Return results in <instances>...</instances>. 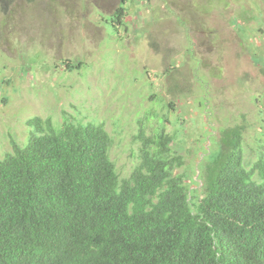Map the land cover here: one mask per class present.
Returning <instances> with one entry per match:
<instances>
[{
	"label": "rangeland",
	"instance_id": "374dc122",
	"mask_svg": "<svg viewBox=\"0 0 264 264\" xmlns=\"http://www.w3.org/2000/svg\"><path fill=\"white\" fill-rule=\"evenodd\" d=\"M120 5L0 0V159L12 138L26 142L29 120L61 122L66 111L105 125L123 179L139 163V129L152 135L159 117L192 189L222 128L241 125L253 163L264 134V0H127L125 23L111 27L105 17Z\"/></svg>",
	"mask_w": 264,
	"mask_h": 264
},
{
	"label": "trees",
	"instance_id": "16d2710c",
	"mask_svg": "<svg viewBox=\"0 0 264 264\" xmlns=\"http://www.w3.org/2000/svg\"><path fill=\"white\" fill-rule=\"evenodd\" d=\"M166 121L139 129V163L123 179L104 124L66 111L29 120L27 144L12 138L0 159V264H264V134L248 166L241 125L222 128L192 189Z\"/></svg>",
	"mask_w": 264,
	"mask_h": 264
},
{
	"label": "clouds",
	"instance_id": "9594fccd",
	"mask_svg": "<svg viewBox=\"0 0 264 264\" xmlns=\"http://www.w3.org/2000/svg\"><path fill=\"white\" fill-rule=\"evenodd\" d=\"M108 18V17H105V19Z\"/></svg>",
	"mask_w": 264,
	"mask_h": 264
}]
</instances>
